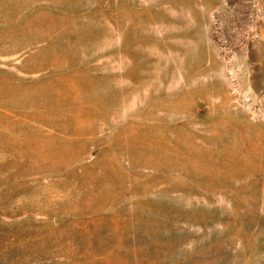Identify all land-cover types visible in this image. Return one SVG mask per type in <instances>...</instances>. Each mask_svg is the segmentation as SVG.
Masks as SVG:
<instances>
[{
    "label": "rangeland",
    "instance_id": "374dc122",
    "mask_svg": "<svg viewBox=\"0 0 264 264\" xmlns=\"http://www.w3.org/2000/svg\"><path fill=\"white\" fill-rule=\"evenodd\" d=\"M0 264H264V0H0Z\"/></svg>",
    "mask_w": 264,
    "mask_h": 264
}]
</instances>
